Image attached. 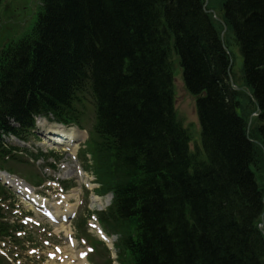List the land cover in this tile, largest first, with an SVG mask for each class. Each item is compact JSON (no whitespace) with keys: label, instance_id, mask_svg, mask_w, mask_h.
Wrapping results in <instances>:
<instances>
[{"label":"trees","instance_id":"trees-1","mask_svg":"<svg viewBox=\"0 0 264 264\" xmlns=\"http://www.w3.org/2000/svg\"><path fill=\"white\" fill-rule=\"evenodd\" d=\"M215 1L240 77L205 0H42L31 30L0 49V168L21 161L2 134L29 140L38 115L83 127L91 107L85 167L97 194L113 193L99 216L119 264H264V0ZM176 60L197 98L194 150L175 108ZM23 228L0 220V237ZM112 263L102 246L95 264Z\"/></svg>","mask_w":264,"mask_h":264},{"label":"rangeland","instance_id":"rangeland-1","mask_svg":"<svg viewBox=\"0 0 264 264\" xmlns=\"http://www.w3.org/2000/svg\"><path fill=\"white\" fill-rule=\"evenodd\" d=\"M41 3L42 0H3L0 6V47L6 44V42L9 40L21 38L24 34L31 30L39 17ZM212 3V6L214 7L213 9L218 12L220 3H217L215 0L212 1ZM208 4L209 0H207L206 3L207 7ZM230 51L234 57L233 66L234 70L236 71V77H240L241 69L244 64L243 55L241 54L238 45L232 46ZM175 67L176 109L183 124L189 127V130L192 134V148H195L196 144L201 140V126L196 108V98L195 95L192 94L187 88L182 68L178 64H176ZM86 112L87 116L83 121V124L86 126V130L89 131L94 119L93 109L89 107L86 109ZM84 137L86 141L88 138V133H85ZM9 141L14 142V138H10ZM42 142L43 140L34 137L28 142L27 147L33 152H36L38 148L46 150ZM83 145L84 144H80V149ZM76 148H78V146ZM65 149L66 148L64 147H57V149L54 151L62 156L59 161H57L54 157H50L48 160L49 162L58 163L56 169L46 165L47 161L43 159L37 162L29 161L26 165H22L21 168L23 169L25 167L27 170H31L33 174L36 173L38 177L46 180L42 187H36L34 191L43 192L47 195L49 205L51 208H53L58 218H60L61 214H73V217L69 221L63 223L50 222L49 220L45 219V217L41 215L37 208L32 206L28 200L8 186H6V196L8 200L6 202H0L4 207V210L1 212L8 215V217L5 219L9 220L10 222L18 221L19 223H24V212H30L29 215L33 219L32 221H28L24 224H27L28 229H32V233L36 237L35 239L38 241V244L45 248L42 239L43 235L45 234L46 238H49L51 235H53V238L62 245L63 253L54 259H47V251L37 248V252L31 254L28 250L29 243L21 240H19V242H14V240H12L11 243H0V248H3L8 256H12L11 260L7 259L6 257L4 258L6 263L73 264L75 261L74 264H81V262L77 260L76 255L79 251L86 250L87 247L84 244V241H82L80 238V233L75 228L76 221L78 220L80 214L83 215L88 210L94 212L106 210L111 203V199H109V195L97 197V194H95V189L98 187V184H96L94 181L95 177L87 171L84 175V172L81 168V166L83 167L88 164L89 161L87 162L82 158L76 161V153H68ZM23 156H25L23 157L24 160H29V152L24 153ZM63 181H66L69 186H73H71L69 190H63ZM1 183L3 184V182ZM26 183L31 185L28 182ZM63 196L65 197V201L63 200ZM60 201L64 202L62 203ZM94 221L96 223V220ZM35 224L43 225L41 227H36ZM43 226H48V231L46 233H44L45 231L43 230ZM87 232H89L92 237L97 238L94 229L87 228ZM68 237L75 238L74 245L69 243ZM110 238L113 241L116 240V236H110ZM66 256L69 257L66 258ZM112 256H116L115 251H113ZM16 258H18V261L14 262L13 259ZM64 259L66 260L63 261Z\"/></svg>","mask_w":264,"mask_h":264},{"label":"bare ground","instance_id":"bare-ground-1","mask_svg":"<svg viewBox=\"0 0 264 264\" xmlns=\"http://www.w3.org/2000/svg\"><path fill=\"white\" fill-rule=\"evenodd\" d=\"M61 133L59 134V136H57L56 138H53V140L51 141V143H49V144H47L48 146H50L51 144H57V143H59V142H63V140L66 138V140L69 142V139H72V138H76L77 137V134L75 133V132H73V131H67V130H61L60 131ZM63 134V135H62ZM62 136V137H61ZM65 136V137H64ZM70 144H72V143H70ZM4 179H6V180H8V179H10L8 176H4L3 177ZM10 182L12 183V184H14V182L12 181V179L10 180ZM16 182V181H15ZM73 197V196H72ZM98 197V196H97ZM109 197V199H111V196H108ZM67 200V199H66Z\"/></svg>","mask_w":264,"mask_h":264}]
</instances>
